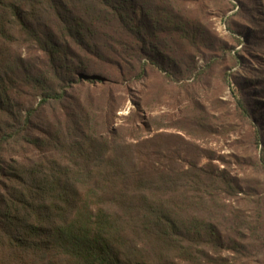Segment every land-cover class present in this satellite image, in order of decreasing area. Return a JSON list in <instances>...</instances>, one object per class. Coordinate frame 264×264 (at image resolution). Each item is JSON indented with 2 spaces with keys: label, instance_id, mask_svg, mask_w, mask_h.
I'll list each match as a JSON object with an SVG mask.
<instances>
[{
  "label": "trees",
  "instance_id": "1",
  "mask_svg": "<svg viewBox=\"0 0 264 264\" xmlns=\"http://www.w3.org/2000/svg\"><path fill=\"white\" fill-rule=\"evenodd\" d=\"M184 5L0 0V113L13 106L22 45L47 62L44 74L27 80L41 90V105L63 102L77 85L106 86L114 71L136 81L153 68L179 82L190 71L182 70L178 50L205 41ZM34 115L28 110L21 126L0 129V149L29 130ZM66 117L45 132L56 158L11 174L10 184L0 174V264H228L223 253L240 252V242L198 215L208 212L201 207L205 194L219 205L216 191L226 192L223 180L208 173L210 184L203 187L202 177L171 169L147 143L119 144L97 134L89 120ZM236 190L228 183V196L238 195Z\"/></svg>",
  "mask_w": 264,
  "mask_h": 264
},
{
  "label": "rangeland",
  "instance_id": "2",
  "mask_svg": "<svg viewBox=\"0 0 264 264\" xmlns=\"http://www.w3.org/2000/svg\"><path fill=\"white\" fill-rule=\"evenodd\" d=\"M184 6L189 20L201 24L205 41L178 50L182 70L190 71L179 82L153 68L136 81L114 71L106 86L77 85L63 102L41 105V90L27 80L44 74L47 62L34 47L18 46L23 62L0 129L21 126L28 110L35 115L29 130L2 145L1 180L10 184L11 174L56 158L46 130L67 114L70 120L80 116L110 141L147 143L171 169L202 177L203 187L210 184L208 173L223 180L226 192L216 191L220 206L199 190L208 212L198 215L240 242L239 253H223L228 264H264V0H185ZM29 136L42 142L30 144ZM228 183L240 188L235 197L228 196Z\"/></svg>",
  "mask_w": 264,
  "mask_h": 264
}]
</instances>
